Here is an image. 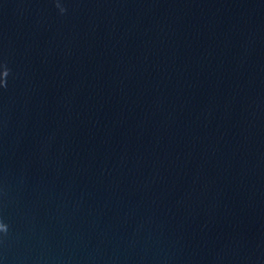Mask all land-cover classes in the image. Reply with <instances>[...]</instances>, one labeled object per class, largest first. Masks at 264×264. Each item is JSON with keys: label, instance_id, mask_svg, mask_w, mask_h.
<instances>
[{"label": "water", "instance_id": "95a60500", "mask_svg": "<svg viewBox=\"0 0 264 264\" xmlns=\"http://www.w3.org/2000/svg\"><path fill=\"white\" fill-rule=\"evenodd\" d=\"M5 66L0 264H264V0H0Z\"/></svg>", "mask_w": 264, "mask_h": 264}, {"label": "clouds", "instance_id": "9594fccd", "mask_svg": "<svg viewBox=\"0 0 264 264\" xmlns=\"http://www.w3.org/2000/svg\"><path fill=\"white\" fill-rule=\"evenodd\" d=\"M60 10H61V12L65 11L64 8H61ZM4 69L6 70V72H5L4 74H0V75H2L3 77L6 78L7 75H8V69H7L6 66L4 67ZM0 85H4V86H6V80H4V79H0Z\"/></svg>", "mask_w": 264, "mask_h": 264}]
</instances>
